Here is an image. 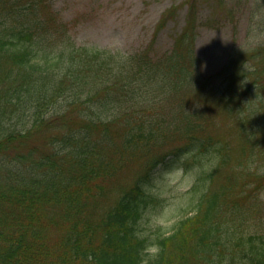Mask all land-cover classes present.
<instances>
[{
	"label": "trees",
	"instance_id": "obj_1",
	"mask_svg": "<svg viewBox=\"0 0 264 264\" xmlns=\"http://www.w3.org/2000/svg\"><path fill=\"white\" fill-rule=\"evenodd\" d=\"M193 23L163 55L124 53L78 45L52 0H0V264H141L151 245L146 264H264L262 203L244 205L236 189L241 177L264 182L249 168L264 150V99L247 102L252 85L233 82L230 66L220 88L200 82ZM203 89L238 145L192 103ZM177 167L194 182L172 229L149 232Z\"/></svg>",
	"mask_w": 264,
	"mask_h": 264
},
{
	"label": "rangeland",
	"instance_id": "obj_2",
	"mask_svg": "<svg viewBox=\"0 0 264 264\" xmlns=\"http://www.w3.org/2000/svg\"><path fill=\"white\" fill-rule=\"evenodd\" d=\"M52 5L55 15L68 25L78 45L124 53L152 47L155 54L163 55L171 49L175 35L185 28L190 18L194 22L196 35L195 52L200 60V82L209 88H220L221 71L230 66L234 70L233 82L243 85L247 81L252 85V93H247L245 97L247 102H250V98L257 100V95L264 99V52L257 57V54H253L264 48V0H52ZM172 10L174 15L157 32L162 17ZM245 69L248 78H244ZM253 70L261 76L263 87L259 89L256 88L259 84L255 83ZM192 95V103H197V106L203 103L206 112L217 122L214 133L225 141L232 139L238 145L241 142L237 135L238 127L224 112L221 102H205L207 99L204 97L208 93L204 89ZM261 113L264 114L262 107ZM261 149L262 146L257 147L255 163L249 168L262 174L264 150ZM249 153V148L246 156L236 150L234 163L238 157L247 161ZM137 167L133 165L127 171L126 178L132 177ZM164 179L167 185L160 189L165 200L163 209L143 221L149 232L159 226L167 233L172 229L175 218H172L171 212L178 201V194L186 191L195 178L192 173L177 167L176 170L167 171ZM236 189L244 205L258 197L264 216L263 181L241 177L237 180Z\"/></svg>",
	"mask_w": 264,
	"mask_h": 264
},
{
	"label": "clouds",
	"instance_id": "obj_3",
	"mask_svg": "<svg viewBox=\"0 0 264 264\" xmlns=\"http://www.w3.org/2000/svg\"><path fill=\"white\" fill-rule=\"evenodd\" d=\"M157 246L156 245H151L148 246L144 249V259H142L141 264H146L147 258L154 257L157 253Z\"/></svg>",
	"mask_w": 264,
	"mask_h": 264
}]
</instances>
